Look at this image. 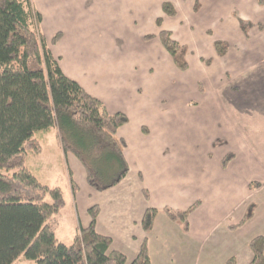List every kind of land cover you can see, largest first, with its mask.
I'll return each mask as SVG.
<instances>
[{"label": "crops", "instance_id": "obj_1", "mask_svg": "<svg viewBox=\"0 0 264 264\" xmlns=\"http://www.w3.org/2000/svg\"><path fill=\"white\" fill-rule=\"evenodd\" d=\"M138 1L150 0H30L41 17L39 28L48 42L56 32L62 33L50 49L63 73L99 99L110 114L122 113L128 118L115 134L124 145L120 143V149L105 145L110 162L119 170L105 186L124 170L126 173L112 187L97 189L88 180V163L80 162L77 155L74 168L86 195L80 194L74 172L67 167L72 204L69 206L65 199L51 227L58 239L61 212L69 207L76 232L70 240L74 241L90 226V209L98 207L96 232L110 237L111 249L123 253L128 264L136 259L145 241L151 255L152 237L163 241L158 246L163 254L158 251V255L165 264H226L231 258L236 264H249L253 257L250 241L264 237V54L248 52L246 42L234 41L233 37L240 41L241 36H248L231 14L213 28L210 41L209 35L203 37L205 40L188 34V40L176 38L188 49V69L181 70L159 38L152 51L150 41L139 42L135 31L146 25V17L161 15L157 18L162 20L155 19L154 26L166 31L167 21L172 22L177 26L175 33L181 35V22L164 14L163 8L159 13L150 6L135 8ZM246 7L244 3L242 10ZM133 38L131 49L128 44ZM216 41L244 48L240 47L236 56L227 53L219 57L214 49ZM255 42L264 49V40ZM190 48L204 60L203 67L208 70L205 76L200 75L199 61L188 57ZM155 49L164 53L159 62H152ZM161 62L166 70L151 72V66ZM203 79L208 89L207 104H186L185 92L190 90L187 98L195 97L194 91L200 96ZM227 83L231 91L226 89ZM54 132L58 138V128L39 135L41 148L49 144ZM66 140L74 142L67 136ZM61 148L54 140V149L67 154L68 162L62 143ZM91 152L96 153L90 151L89 155ZM98 169L95 164V176ZM254 181L263 186L253 189ZM194 204L197 206L186 219L170 214L186 211ZM251 205L252 217L231 230ZM148 208L157 209L158 215L152 230L146 232L142 222ZM159 226L166 229L161 232Z\"/></svg>", "mask_w": 264, "mask_h": 264}, {"label": "trees", "instance_id": "obj_2", "mask_svg": "<svg viewBox=\"0 0 264 264\" xmlns=\"http://www.w3.org/2000/svg\"><path fill=\"white\" fill-rule=\"evenodd\" d=\"M162 8L168 16L176 14L169 3ZM40 20L29 0H0V264H14L19 258L35 264H128L123 253L111 249L112 239L96 232L98 207L90 209V226L82 229L71 245L59 241L51 222L65 206L64 194L58 187L41 183L25 164L29 153L42 150L36 134L58 128L68 151L74 149L66 143V133L75 141L74 132L84 130L94 133L104 145L120 149L124 142L115 134L128 122L122 113L110 114L99 99L63 73L40 31ZM240 25L244 32L251 27L250 22L240 21ZM160 38L175 65L187 70V48L167 31H162ZM214 49L222 57L228 45L216 41ZM118 179L98 186L88 169V180L97 189L112 187ZM251 187L259 189L261 184ZM21 188L36 194L25 195ZM196 206L170 214L183 220ZM253 212L251 205L240 223L230 228L245 224ZM157 215V209H147L142 222L146 232L152 230ZM249 246L253 254L249 264H264V237L253 238ZM130 264H150L146 241ZM226 264H236V259Z\"/></svg>", "mask_w": 264, "mask_h": 264}, {"label": "rangeland", "instance_id": "obj_3", "mask_svg": "<svg viewBox=\"0 0 264 264\" xmlns=\"http://www.w3.org/2000/svg\"><path fill=\"white\" fill-rule=\"evenodd\" d=\"M134 3H135V8L141 7V6L146 8L150 6L152 9L156 8L158 13H159V10L161 11V8L163 7L164 3L171 4L173 7V10L176 13L172 17L176 19V23L180 21L182 24V29L184 28L183 29L184 32L181 35H179L180 32L175 33L177 26H174V23L172 24V22L167 21V25H168L167 29H169L171 32L167 29L165 30L170 33L171 38L175 41H177L176 38L178 37H180L182 40H188L187 38L188 35L193 36V37L196 35L195 37L196 39H198L199 37L202 40H205L203 37L207 38V36L209 35L208 41H210L213 39V32H214L213 28L216 25H221L224 22L226 15L231 16L232 14V16H234V18L238 20L239 24H240V21L251 23V27L248 30L246 29L247 30L246 32H244V30L241 28V25H240L242 33L248 37L244 38L241 36L240 38L241 40L239 39L240 41H238L237 38L233 37L234 41H237V43L246 42L248 44L246 48H249L248 52L249 51H251L252 53L256 52L260 55L262 53L264 54V49L256 47L254 45V41H256L255 43H258L259 41L264 40V0H248V1H242V2H240L239 0H150V1H138ZM221 3L222 5H219ZM244 3L247 5V7L243 9L246 10L247 13H245V11L242 10V5ZM213 7L214 9L212 10L211 8ZM235 10H237V12ZM158 13H156V15ZM157 16H161V15H157ZM157 16H152L151 18L146 17L145 19L149 20L146 23V25L135 30L137 31L136 34L138 35L137 39L139 42H141L142 40L150 41L151 43L150 48L152 51L157 46V41H158L157 39L159 38L161 40L160 35H161L162 30H159L154 26L155 19H157L156 22H158L159 20H162L161 18L158 19ZM39 25H40V22H39ZM144 27L148 28V30ZM165 27H166V24H164V28ZM51 38L52 39L50 40V43L47 40L49 48H50V45L53 44L52 40H55V42L60 41V39L62 38V33L56 32V34L52 36ZM132 40H133L132 43L128 44V46H130L131 49H133V46L135 45L134 38ZM237 43H233V48L230 46L229 43H227L228 45L227 53H229V55L236 56L238 55V53L240 54V51H239L240 47L244 48V46L239 45V44L237 45ZM249 46L256 47L257 50L251 49ZM157 49H159V47ZM157 49L154 50L152 62L153 61L159 62L160 60L163 59L164 53L162 51L160 53ZM135 51L139 53L138 48ZM187 53H188V49H187ZM189 56L190 57L194 56L193 59L197 60V62L199 61L198 63L202 66L200 75L205 76L208 70L206 67H203L205 66L204 60L200 58V55L198 53L196 54V50L190 48L188 57ZM161 64L162 65H160V63L158 65L153 64L150 68L151 72H156V71L158 72L162 68L165 69L166 64H164L163 62H161ZM200 84L201 83H199V86ZM202 85H201L202 88H200V93L201 95L203 94L202 96L201 95L199 96L196 93V91H194L196 96L187 98V96L189 95L188 92H190V90L185 92L186 97H184L183 100L184 102L186 101V104H198V105L207 104L208 89L206 86L205 79H203ZM228 87H229V83H227L226 89ZM228 90L231 91V89L229 88ZM213 93L216 94L217 90H215ZM233 98L238 99L239 97H233ZM74 133H75L74 142H73V139L70 133L69 132L66 133L67 138L73 142V143H70L67 140L66 143H68L69 145L73 147V149L78 151L77 153L80 155L82 159V161L80 159L79 161L88 163V167L92 171V173H94L95 164L98 165L99 169L97 171V176L93 174V180L97 183L98 186L99 185L105 186L108 182L112 181L116 177L117 173L119 172L118 168L116 167L117 164H115V167L112 165V162H110L111 156L108 155V153H106L107 148L99 140V138L96 135H94V133H91L89 131H84V130L82 131L77 130ZM66 135L64 134V136ZM35 137L38 139L39 135L36 134ZM54 140L57 143L59 142V147L60 149H62L61 148L62 141L60 140V135L58 134V138H57L56 132H54V137H50L49 144H45L42 146L43 152L39 155L29 153L26 157L25 164L27 167H29L30 171L35 176L37 175L36 177L38 178L40 182L46 185H49V187H52V188L54 186L60 188L64 194V197L68 205L71 206L72 200H73V193H72V186L70 183V178H69V173H68L70 166L74 172V177L76 180L77 188L81 191L80 194L86 195V191L83 188L81 179L79 178V175L74 168L75 163L73 161V158H77L79 156H77V154H74L73 150L71 151L68 150L67 151L68 152V162H67V157H66L67 154L65 155V153L54 149ZM40 144L42 145V143ZM62 146H63V143H62ZM90 151H96V153L93 154L91 152V154L89 155ZM261 179L262 178L260 176V180ZM254 183L261 184L262 182L254 181L252 184ZM262 186L263 184H261V187ZM21 192H23L25 195L29 194L30 196H32L33 194H36L34 193L35 191H32L27 188L26 189L21 188ZM62 212L60 215L61 222L58 226V229L61 226L58 239L62 241L64 244L67 243L66 245H71L73 241H71L70 239L74 238V235L76 233L74 232L75 230H73V228L75 227V224L72 221L71 216L69 214V207L65 209V211H62ZM62 214H63V217H61ZM159 229L162 232V230L166 228L159 226L157 230ZM253 229H254V225L249 227V231ZM245 230L247 229L245 228ZM175 232L181 233L178 230ZM152 238L154 240H152L151 243H149V246H151L152 248L151 249L152 252L150 251L151 255L149 253L150 264H151V260H153L152 264H165L163 262L164 258L158 255V251L161 254H163V251L159 250V247H158L160 245L161 246L163 245V241H158L154 237ZM14 264H35V263L33 261H29L24 258H19L18 261H15Z\"/></svg>", "mask_w": 264, "mask_h": 264}]
</instances>
